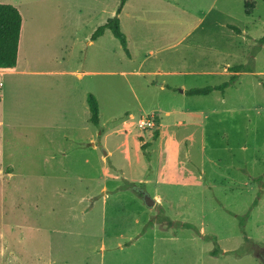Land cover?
Segmentation results:
<instances>
[{
  "label": "rangeland",
  "instance_id": "1",
  "mask_svg": "<svg viewBox=\"0 0 264 264\" xmlns=\"http://www.w3.org/2000/svg\"><path fill=\"white\" fill-rule=\"evenodd\" d=\"M0 1L25 20L0 73V264H264V0H128V52L91 39L119 0Z\"/></svg>",
  "mask_w": 264,
  "mask_h": 264
},
{
  "label": "trees",
  "instance_id": "2",
  "mask_svg": "<svg viewBox=\"0 0 264 264\" xmlns=\"http://www.w3.org/2000/svg\"><path fill=\"white\" fill-rule=\"evenodd\" d=\"M126 0H119L115 13L113 16L108 17L104 23L98 25L91 34V39H95L105 29H109L113 36L116 37L123 49L127 51L126 39L119 27L118 13L120 12ZM244 12L249 14L253 8L252 0H243ZM21 15L18 9L9 3H0V67H13L16 63L18 38L20 32ZM235 31L237 27L232 26ZM264 39V36L261 38ZM241 66L231 67L232 71H239ZM235 78V74L231 75L230 81ZM227 85L223 82L217 85H207L203 87H190L184 90L185 95H206L214 89H222ZM86 102L89 111V121L93 125H98V103L92 93H87ZM154 138L157 132L153 133Z\"/></svg>",
  "mask_w": 264,
  "mask_h": 264
},
{
  "label": "crops",
  "instance_id": "3",
  "mask_svg": "<svg viewBox=\"0 0 264 264\" xmlns=\"http://www.w3.org/2000/svg\"><path fill=\"white\" fill-rule=\"evenodd\" d=\"M0 3H9V2H3V1H0ZM128 3V0L125 1V3L123 4L121 10L123 9V7ZM10 4V3H9ZM12 4V3H11ZM13 6H15L20 15H21V24H20V32H19V38H18V48H17V57H16V63L13 67H0V73L2 72H15L17 70V67L19 65V63L23 60L22 58V49H21V46H22V43H23V36H24V29H25V20H24V17H23V14L21 12V10L19 9V7L17 6L16 2H13L12 4ZM120 10V11H121ZM120 13V12H119ZM118 13V14H119ZM119 18V17H118ZM219 26L221 27H225L226 29L230 30V31H235L232 26H235L237 27L236 25L232 24V23H228V22H224L222 21L221 23H218ZM194 28L192 27V29H188L180 38L177 39V41L175 42V44H178L182 41L185 40V37H187L190 33V31H192ZM238 29V27H237ZM90 42V41H88ZM228 66L229 64L228 63H225V64H221V72H224V73H229V75H237V73H239V71H229L228 70ZM200 73H203V74H208L211 72V69L210 68H203L201 71H199ZM139 73H142V72H139ZM75 75L77 77H80L81 76V73L80 72H75ZM163 84L160 83V86H162ZM216 85V84H215ZM187 89V88H181L179 90L180 93H184V90ZM87 103V102H86ZM88 107V106H87Z\"/></svg>",
  "mask_w": 264,
  "mask_h": 264
},
{
  "label": "built area",
  "instance_id": "4",
  "mask_svg": "<svg viewBox=\"0 0 264 264\" xmlns=\"http://www.w3.org/2000/svg\"><path fill=\"white\" fill-rule=\"evenodd\" d=\"M140 125H142V126H148V127H151L152 125H153V122L151 121V120H147V119H141L140 120V123H139Z\"/></svg>",
  "mask_w": 264,
  "mask_h": 264
},
{
  "label": "water",
  "instance_id": "5",
  "mask_svg": "<svg viewBox=\"0 0 264 264\" xmlns=\"http://www.w3.org/2000/svg\"><path fill=\"white\" fill-rule=\"evenodd\" d=\"M144 201L147 206H151L154 203V199L150 198L148 195H144Z\"/></svg>",
  "mask_w": 264,
  "mask_h": 264
}]
</instances>
